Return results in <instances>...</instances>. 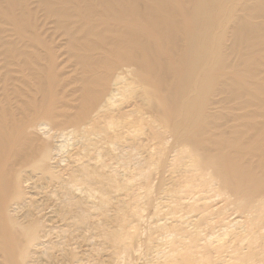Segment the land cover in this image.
Instances as JSON below:
<instances>
[{
  "label": "bare ground",
  "instance_id": "obj_1",
  "mask_svg": "<svg viewBox=\"0 0 264 264\" xmlns=\"http://www.w3.org/2000/svg\"><path fill=\"white\" fill-rule=\"evenodd\" d=\"M124 259L264 264V0H0V264Z\"/></svg>",
  "mask_w": 264,
  "mask_h": 264
},
{
  "label": "rangeland",
  "instance_id": "obj_2",
  "mask_svg": "<svg viewBox=\"0 0 264 264\" xmlns=\"http://www.w3.org/2000/svg\"><path fill=\"white\" fill-rule=\"evenodd\" d=\"M68 143H69V142H67V144H68ZM67 146H68V145H67ZM64 149H65V148H63V150H62V153H60V154H61V156H62V155H64V156H65V153H66L65 151H66V149H65V151H64ZM64 152H65V153H64ZM64 156H63V157H64ZM120 163H121V164H123L121 161H120ZM124 166H126V165H124V164H123V168L125 169V167H124ZM128 166H129V165H127V166H126V167H127V169H129V168H130V166H129V168H128ZM119 167H120V166H119ZM131 167H132V166H131ZM133 168L135 169V167H134V166H133ZM54 169H55V168H54ZM117 169H118V166H117ZM120 169H121V167H120ZM130 169H132V168H130ZM66 233H68V232H66ZM91 235H93V234H91ZM97 239H98V238H97ZM92 240H93V239H92ZM99 240H101V239H99ZM99 247H100V246H99ZM103 248H104V247H103ZM99 249H100V248H99ZM96 250H97V249H96ZM102 250H104V251H102ZM102 250H98V251H100V252H99L100 254H103V256H102V257L104 258V257H105V255H107V253H106V249H102ZM101 251H102V252H101ZM107 252H108V251H107ZM104 254H105V255H104ZM105 258H107V257H105ZM105 258H104V259H105ZM122 261H125V259H124V260H121V262H122ZM126 261H127V259H126ZM121 262H120V263H121ZM127 262H128V261H127ZM120 263H119V264H120ZM122 263L126 264L125 262H122ZM122 263H121V264H122ZM116 264H117V263H116ZM128 264H130V263H128Z\"/></svg>",
  "mask_w": 264,
  "mask_h": 264
}]
</instances>
